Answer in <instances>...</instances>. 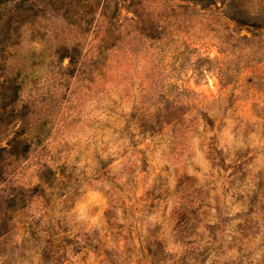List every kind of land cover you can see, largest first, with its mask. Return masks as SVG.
Masks as SVG:
<instances>
[{
	"label": "rangeland",
	"instance_id": "374dc122",
	"mask_svg": "<svg viewBox=\"0 0 264 264\" xmlns=\"http://www.w3.org/2000/svg\"><path fill=\"white\" fill-rule=\"evenodd\" d=\"M59 5L0 60V264H264V0Z\"/></svg>",
	"mask_w": 264,
	"mask_h": 264
},
{
	"label": "trees",
	"instance_id": "16d2710c",
	"mask_svg": "<svg viewBox=\"0 0 264 264\" xmlns=\"http://www.w3.org/2000/svg\"><path fill=\"white\" fill-rule=\"evenodd\" d=\"M61 0H0V60L6 62L4 53L6 49L17 44L11 41L10 37L16 27L21 26L28 17L35 15L38 10L43 13L47 11L53 13L61 7ZM203 3H209L211 0H199ZM68 7H71L69 3ZM66 11V10H65ZM241 21L247 20V17L240 18ZM72 58V55H69ZM20 83L5 76L0 80V121L1 111L3 113L9 107V111H13L15 100L18 98ZM12 112H10L11 114ZM27 132L24 129L16 130V135L6 140V144L0 143V157L2 150H6L12 154H23L29 146L27 142Z\"/></svg>",
	"mask_w": 264,
	"mask_h": 264
}]
</instances>
